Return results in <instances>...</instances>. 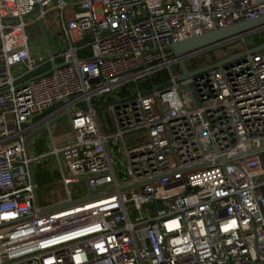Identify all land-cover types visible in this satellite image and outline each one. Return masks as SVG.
Returning a JSON list of instances; mask_svg holds the SVG:
<instances>
[{
    "label": "built area",
    "instance_id": "obj_1",
    "mask_svg": "<svg viewBox=\"0 0 264 264\" xmlns=\"http://www.w3.org/2000/svg\"><path fill=\"white\" fill-rule=\"evenodd\" d=\"M36 7L48 33L56 11L66 47L46 60L60 66L23 80L46 64L26 32ZM262 15L264 0H0V264H264V47L200 64L240 35L182 55L171 46ZM180 58L189 70L212 66L183 78L172 70ZM147 76L158 78L150 88ZM64 112L70 128L55 132ZM42 125L51 149L33 155ZM46 155L64 191L43 203L34 163ZM83 178L89 191L74 198Z\"/></svg>",
    "mask_w": 264,
    "mask_h": 264
},
{
    "label": "rangeland",
    "instance_id": "obj_2",
    "mask_svg": "<svg viewBox=\"0 0 264 264\" xmlns=\"http://www.w3.org/2000/svg\"><path fill=\"white\" fill-rule=\"evenodd\" d=\"M77 10L81 9L79 6L76 8ZM74 8L69 6L66 10V17L70 18L73 16ZM99 14L102 13V6H98ZM56 11H49L47 17L50 21L51 28L49 33L47 32L50 48L46 42L45 34L41 27L39 19L36 18V14L32 13L25 17L27 21L26 32L29 36L30 44H32L38 53V56L41 57L39 59V63H43L50 56V52L58 55V61H61L62 57L60 54L66 47V42L63 41V36L60 30L57 29L55 31L53 29V24L55 21ZM57 24V23H56ZM88 33V32H87ZM75 38L78 37L76 31L73 32ZM85 41L89 40L91 35L90 33L86 34ZM84 42V41H83ZM264 43V27H255L254 29H250L248 33H244L240 35L235 40L231 42L220 45L217 48L205 50L198 55L194 61L199 62L200 64L210 62L211 60H216L225 56L226 53L233 51L242 50L244 47L248 46L249 48H253L260 44ZM1 45V44H0ZM49 61H46V64H49ZM17 66H24L23 64L13 65L12 72L18 73ZM172 70L180 74L182 72V68L179 63L172 64ZM168 75L167 70H163L156 74V76ZM154 81H158V78H154ZM153 79L150 76L140 78V83L143 84L144 88H150L154 84ZM108 101H96L95 105L98 111V118L102 123V127L105 132L109 133L114 131V120L112 114L109 110L106 109L108 107ZM49 113L54 110V106L49 109ZM12 116L10 113H7V118L10 119ZM51 126L55 132L65 131L70 128V115L68 112H64L62 114H57L56 116L51 118ZM130 137V135H129ZM30 152L33 155L43 154L48 152L51 149L50 143V135L49 129L47 125H42L38 128V130L30 137L29 141ZM117 152L115 154V159L118 160L119 165H116V169L123 173L124 166L121 164L122 152L119 150L117 146ZM262 162L264 164V150L260 153ZM35 168V176L38 182V194L43 203H47L57 199L60 196V193L64 191V185L61 180V171L57 158L52 155H46L34 163ZM71 191L74 198L81 197L85 195L89 191V186L87 184L86 178H83L80 182H74L71 185Z\"/></svg>",
    "mask_w": 264,
    "mask_h": 264
},
{
    "label": "water",
    "instance_id": "obj_3",
    "mask_svg": "<svg viewBox=\"0 0 264 264\" xmlns=\"http://www.w3.org/2000/svg\"><path fill=\"white\" fill-rule=\"evenodd\" d=\"M36 12H38V7H36L32 13H36ZM30 14H28V15H30ZM39 21H40L41 27L43 29V32L45 34L46 42L50 48L45 24H44L42 19H39ZM262 25H264V15L259 16V17L254 18V19L238 21V22H236L232 25H229V26L212 29V30L206 31L202 34L194 35V36H191L189 38L183 39L181 41L172 42L171 46L177 55H182L184 52H187V51L200 50V49H204V48L209 47V46H213L217 43H220V42L227 40L228 38L237 37L241 34L247 33L250 29H254L255 27H258V26L260 27ZM257 47H264V43L258 45ZM243 53L244 52H238L234 55L223 58V59L219 60L218 62H215L212 65L221 64L222 62H226V61H229L231 59L237 58L240 55H242ZM61 64H62V62L61 63L52 62V66L50 69H54V68L60 66ZM179 64L182 68V77L183 78H190L191 75H193L197 71L204 70V69L212 66V65H207V66L200 68L198 70H189L187 68L186 62L184 61L183 58L179 59ZM49 70H47V71H49ZM36 76L37 75H35L33 77H36ZM189 86H190V89H191L195 99L197 100V102H199L198 96H197V93H196V90L194 88L193 83L189 82Z\"/></svg>",
    "mask_w": 264,
    "mask_h": 264
},
{
    "label": "crops",
    "instance_id": "obj_4",
    "mask_svg": "<svg viewBox=\"0 0 264 264\" xmlns=\"http://www.w3.org/2000/svg\"><path fill=\"white\" fill-rule=\"evenodd\" d=\"M1 44V43H0ZM31 47H32V51L35 55H38V51L37 49L31 44ZM52 66V63H49V64H42L41 66H39L36 70L32 71V72H29V73H26L23 77V80H26V79H29L35 75H38L40 73H43L47 70H49ZM17 69L19 72H23L25 70L24 66H17Z\"/></svg>",
    "mask_w": 264,
    "mask_h": 264
},
{
    "label": "bare ground",
    "instance_id": "obj_5",
    "mask_svg": "<svg viewBox=\"0 0 264 264\" xmlns=\"http://www.w3.org/2000/svg\"><path fill=\"white\" fill-rule=\"evenodd\" d=\"M55 21H56V18H55ZM56 23H57V21H56ZM56 23H54L53 24V28L56 30V28H57V24ZM56 25V26H55Z\"/></svg>",
    "mask_w": 264,
    "mask_h": 264
}]
</instances>
